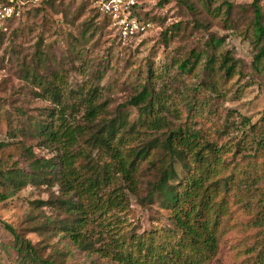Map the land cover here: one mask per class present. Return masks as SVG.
Listing matches in <instances>:
<instances>
[{
  "label": "rangeland",
  "instance_id": "rangeland-1",
  "mask_svg": "<svg viewBox=\"0 0 264 264\" xmlns=\"http://www.w3.org/2000/svg\"><path fill=\"white\" fill-rule=\"evenodd\" d=\"M140 1L150 28L133 38L118 39L81 0H0V5L14 10L11 17L0 20V169L16 166L25 173L34 159H60L59 147L29 134L35 120L48 121V115L58 110L53 97L42 95L32 80L33 69L52 82L54 75L62 76V89L72 91L65 96L69 103L76 92L87 95L97 89L96 102L104 103L99 119L121 117L126 129L132 125L136 129L140 119L129 100L147 87L161 99L160 114L169 123L181 124L192 106L187 121L219 143L236 140L243 131H264V64L254 61L253 0ZM259 5L264 16V0ZM191 51L199 57L190 72L182 71L178 65L193 60ZM225 54L234 62L227 77L219 68ZM209 57L212 71L206 66ZM65 115L69 122L86 127L70 148L79 154L74 166L80 180L102 176L111 159L91 138L99 123L85 121L83 110L66 109ZM143 131L130 142L135 149L153 138L163 141L169 133ZM254 147V140L246 142L249 153ZM162 153L156 149L154 160ZM157 177L156 169L141 162L135 192L126 188V176L116 173L91 198L81 190L66 194L56 180L27 182L0 201L1 263L123 264L114 258L116 242L123 241L125 250L133 236L146 232L160 240L156 235L171 228L169 212L158 201H141ZM260 184L264 185V178ZM116 187L124 204L107 207L106 199ZM69 201L82 204L85 212L69 209ZM237 209H232L233 218ZM78 216L84 219L81 245L61 231L64 222ZM1 222L28 239L39 260ZM234 241L231 234L221 238L213 264H234Z\"/></svg>",
  "mask_w": 264,
  "mask_h": 264
},
{
  "label": "trees",
  "instance_id": "trees-1",
  "mask_svg": "<svg viewBox=\"0 0 264 264\" xmlns=\"http://www.w3.org/2000/svg\"><path fill=\"white\" fill-rule=\"evenodd\" d=\"M81 2L111 28L106 16L88 2ZM251 6V33L256 48L254 61L264 64V16L259 0H253ZM139 7V15L150 20L148 13L143 11L142 3ZM227 8L229 12L231 5ZM166 31L167 29L164 35ZM214 42L218 44L219 40ZM191 57L192 61L188 58L179 63L178 67L182 71L190 72L199 54L191 51ZM212 63L213 58L209 57L207 68H212ZM219 68L226 77L230 76L234 68L231 56L225 54ZM30 76L37 82L42 95L46 98L53 97L58 110L57 113L51 112L48 115V121L35 120L29 134L51 146L59 147L60 159H34L30 163L31 170L25 173L16 166L0 169V201L20 190L27 182L35 181L34 179L56 180L66 194L72 189L77 192L81 190L91 198L116 173L124 174L127 178L126 188L135 192L141 162H147L150 168L156 169L158 177L141 201H158L169 212L171 228L156 235L160 240L146 232L133 236L125 250L123 241L116 242L114 258L117 261L123 264H213L221 238L231 234L235 239L231 245L234 264H264V185L257 186L264 178V131H243L244 135L236 140L219 143L215 139H209L205 132L187 121L192 106L181 124L175 126L169 123L160 114L161 99L153 97L147 87L130 98L129 104L137 108L140 119L135 123L136 129L134 125L126 129L121 117L99 119L104 111V103L96 102L97 89L87 95L74 91L76 93L69 103L65 96L72 91L62 89V76L54 75L52 82L37 75L34 69ZM51 83L54 85L51 86ZM66 109L71 112L83 110L85 121L89 124L99 123L91 138L111 159V163H105L102 176L98 174L95 178L80 180L81 173L74 166L79 154L71 152L70 148L85 133L86 127L69 122L65 115ZM142 129L143 132L167 130L169 133L163 141L153 138L135 149L130 142ZM250 139L255 143L252 154L246 148V142ZM156 149L163 151L158 160H154ZM257 155L263 159L258 160ZM106 204L110 208L123 206V194L117 187L113 189V196L106 199ZM68 205L69 209L85 212L82 204L77 206L69 201ZM235 207L238 209L233 218L232 209ZM241 216L245 219H239ZM1 223L25 250L28 249L38 258L28 239H22L11 225ZM83 224V217L78 216L73 221L64 222L61 231L74 243L81 245L85 242V236L81 233ZM39 262L50 264L45 260Z\"/></svg>",
  "mask_w": 264,
  "mask_h": 264
},
{
  "label": "built area",
  "instance_id": "built-area-1",
  "mask_svg": "<svg viewBox=\"0 0 264 264\" xmlns=\"http://www.w3.org/2000/svg\"><path fill=\"white\" fill-rule=\"evenodd\" d=\"M100 14L109 19L110 27L122 39H130L145 33L150 22L139 15L140 0H84ZM14 10L11 6L0 5V20L9 18Z\"/></svg>",
  "mask_w": 264,
  "mask_h": 264
}]
</instances>
